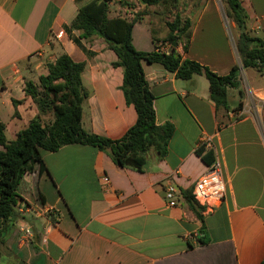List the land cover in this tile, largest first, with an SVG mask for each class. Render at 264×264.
I'll return each mask as SVG.
<instances>
[{"label":"crops","instance_id":"0c3cea01","mask_svg":"<svg viewBox=\"0 0 264 264\" xmlns=\"http://www.w3.org/2000/svg\"><path fill=\"white\" fill-rule=\"evenodd\" d=\"M91 1L0 0V121L6 124L5 133L10 131L15 138L38 114L26 95L25 81L46 75L47 64L63 53L85 62L82 82L90 92L83 104L86 131L118 139L135 124L137 112L122 90L123 68L113 66L118 58L115 51L95 35L81 38L94 52L89 55L65 30L80 7ZM115 1L110 2L111 11L122 9ZM190 1L201 2V8L195 11L189 5L183 12L181 0L174 11L192 21L189 48L185 52L182 42L175 48L182 59L197 61L222 76L240 66V85L229 89L228 107L217 108L205 75L182 79L162 65L144 61L157 123L175 126L167 153L162 157L151 148L140 171L116 164L108 152L90 145L44 151L47 169L39 173L36 165L19 185L25 202L20 217L0 240V264L264 262V100L256 96L264 90V73L241 66L238 34L229 37L223 21L226 13L217 0ZM240 1L248 15L247 30L264 39V0ZM125 12L134 16L130 10ZM149 17L145 14L135 24L133 43L138 50L151 52L167 43V22L175 16L165 17L162 35ZM148 20L152 30L137 28ZM229 25L234 30L230 18ZM60 31L64 34L58 37ZM80 33L73 31L75 36ZM4 107L8 120L2 118ZM206 142L211 146H203ZM206 153L212 155L211 162ZM216 159L227 194L213 208L195 204L201 220L185 193L192 194ZM170 181L178 189L175 206L164 197ZM25 229L31 233L27 235ZM206 237L208 242L201 244Z\"/></svg>","mask_w":264,"mask_h":264},{"label":"trees","instance_id":"16d2710c","mask_svg":"<svg viewBox=\"0 0 264 264\" xmlns=\"http://www.w3.org/2000/svg\"><path fill=\"white\" fill-rule=\"evenodd\" d=\"M113 0H93L80 7L75 19L65 30L71 39L87 54L88 50L81 38L98 36L104 39L109 48L117 54L113 66L123 68L122 90L127 104L133 105L137 120L124 136L111 139L86 131L82 126L83 104L90 95L83 85L82 72L85 62L75 61L69 54L63 53L54 62L47 64L48 73L37 80L25 81L26 95L30 96L39 112L29 125L21 129L16 137L9 140L6 136V124L0 121V240L10 232L15 219L20 217L19 208L25 200L19 195V185L27 172H34L38 165L39 173L47 169L43 159L44 151H58L70 144L90 145L109 153L113 161L123 167H132L142 171L147 162L146 154L151 148L157 149L163 157L168 150L169 141L175 131L171 122L158 124L154 107L155 95L143 69V62L156 63L176 74L178 78L190 79L203 74L210 84L211 98L217 108L228 107V92L240 85V66L235 65L227 75H219L209 67L182 56L173 47V43H183L188 51L192 21L182 17L177 11L172 21L167 22L169 33L164 41L172 46L166 52L138 50L133 43L135 24L143 18L138 13L133 18L110 16V2ZM122 0H120L121 2ZM144 6L166 4L178 9L180 0H137ZM225 13L238 28L236 42L241 66L254 68L264 73V39L253 36L247 30V12L240 0H224ZM121 4L129 5L122 1ZM243 25L246 30L242 31ZM79 30V36L73 34ZM155 43L156 39L153 38ZM241 93V92H240ZM14 104L17 101L14 100ZM241 106V104H240ZM51 114L53 121L47 123L45 116ZM202 154L203 150H199ZM208 162L212 155L203 154ZM209 156V158H208ZM190 207L196 211L197 204L191 193H185ZM38 199L45 200L41 193ZM202 220V215L197 212ZM201 244L208 238L200 239ZM264 264V262L262 263Z\"/></svg>","mask_w":264,"mask_h":264},{"label":"built area","instance_id":"2783aa9c","mask_svg":"<svg viewBox=\"0 0 264 264\" xmlns=\"http://www.w3.org/2000/svg\"><path fill=\"white\" fill-rule=\"evenodd\" d=\"M64 34L60 31L57 36L61 37ZM172 46L169 42L160 43L157 47V51L166 52L171 49ZM256 96L264 100V90L259 91ZM203 146H211L210 142H206ZM104 181L106 184L110 183V179L105 176ZM227 185L223 178L221 163L216 159L210 166L206 173H204L195 183L192 196L194 201L206 208H213L214 206L220 204L226 197ZM164 197L170 206H175L178 203V189L174 182L170 181L166 184L164 188ZM21 211V210H20ZM27 235L31 232L29 229H25Z\"/></svg>","mask_w":264,"mask_h":264},{"label":"rangeland","instance_id":"374dc122","mask_svg":"<svg viewBox=\"0 0 264 264\" xmlns=\"http://www.w3.org/2000/svg\"><path fill=\"white\" fill-rule=\"evenodd\" d=\"M122 1L129 2V5L121 4ZM122 1L121 2H120V0H116L115 1L120 6H122V9H117L116 7H114L115 10L111 11L112 8H110V14H109L110 16H125L127 18H133L132 15L126 14L125 11H129V10L132 11L134 16L137 15L138 13H144V15L145 14H150L151 17H149V20H151L153 22V25L156 28H159L158 35H162L163 32L165 31V26H163V22L166 20L165 17L166 16L167 17L175 16V14H174L175 9H172L171 6L166 5V4L144 6V5L140 4L137 0H122ZM217 1L219 2L220 6H221V9L223 11H225V8H226L225 1L224 0H217ZM118 4H116V5H118ZM179 5H180V2H179ZM189 5H192L193 6V10H195V11L201 8V2H196L195 1L194 3H191L190 0H182V7H183L182 11L183 12L187 11L190 8ZM123 7L126 10H124ZM135 9L137 11H135ZM182 17L185 18L186 16L182 15ZM149 20L144 22V23H142L141 25H138L137 28L138 29L139 28L144 29L145 27H147L149 31L152 30ZM157 20H159L158 24H156ZM223 21L226 23V27H227V31H228L229 37L231 38V33L232 34L234 33L235 36H236V34H238V28L236 27V25H235L234 30H231V27L229 25V18L226 15H224V14H223ZM247 75L249 76V74H247ZM2 118L5 119V120H8V111H7V109L5 107L2 109ZM45 121L47 123L52 122L53 121V116L51 114L46 115L45 116ZM6 136L9 139L14 138L13 134L10 131L6 132ZM1 148L2 147L0 146V149Z\"/></svg>","mask_w":264,"mask_h":264},{"label":"water","instance_id":"95a60500","mask_svg":"<svg viewBox=\"0 0 264 264\" xmlns=\"http://www.w3.org/2000/svg\"><path fill=\"white\" fill-rule=\"evenodd\" d=\"M246 30V25H243V27H242V31H245ZM178 44H177V42H174L173 43V47H176Z\"/></svg>","mask_w":264,"mask_h":264}]
</instances>
